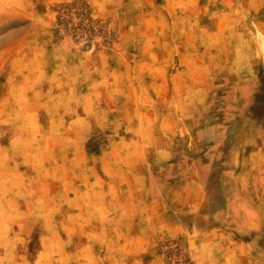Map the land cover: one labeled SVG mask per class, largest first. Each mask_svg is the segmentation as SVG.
<instances>
[{
  "label": "rangeland",
  "instance_id": "374dc122",
  "mask_svg": "<svg viewBox=\"0 0 264 264\" xmlns=\"http://www.w3.org/2000/svg\"><path fill=\"white\" fill-rule=\"evenodd\" d=\"M0 264H264V0H0Z\"/></svg>",
  "mask_w": 264,
  "mask_h": 264
}]
</instances>
